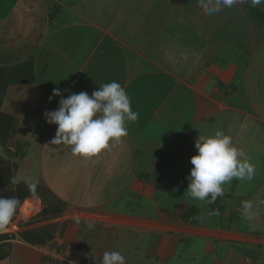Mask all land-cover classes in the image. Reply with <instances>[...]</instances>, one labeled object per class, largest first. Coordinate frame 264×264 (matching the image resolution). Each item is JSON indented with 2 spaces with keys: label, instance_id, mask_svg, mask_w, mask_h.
Instances as JSON below:
<instances>
[{
  "label": "crops",
  "instance_id": "1",
  "mask_svg": "<svg viewBox=\"0 0 264 264\" xmlns=\"http://www.w3.org/2000/svg\"><path fill=\"white\" fill-rule=\"evenodd\" d=\"M25 62L33 82L8 86L0 110L27 151L42 142L32 152L40 194L66 207L51 216L56 248L11 240L0 264H50L61 244L62 264H101L105 251L126 264H264V205L251 220L238 210L264 200V5L207 16L196 0H0V68ZM112 81L139 114L128 135L90 159L51 145L53 90L91 96ZM218 129L255 171L208 205L187 193L189 161L199 134ZM24 202L35 211L23 219L44 210Z\"/></svg>",
  "mask_w": 264,
  "mask_h": 264
},
{
  "label": "clouds",
  "instance_id": "2",
  "mask_svg": "<svg viewBox=\"0 0 264 264\" xmlns=\"http://www.w3.org/2000/svg\"><path fill=\"white\" fill-rule=\"evenodd\" d=\"M196 3L205 15L212 16L225 8L245 3L255 8L264 5V0H196ZM53 97L61 98L56 110L44 113L46 123L57 126L50 144L68 146L73 156L84 159L108 149L110 142L120 143L128 135L126 122H135L139 116L132 110L126 90L115 81L101 85L91 96L82 91L62 98L61 90L56 88L49 102ZM246 127L241 125V130ZM194 147L197 154L190 158L192 167L187 177V193L193 200L214 204L218 197L225 195L222 185L231 183L233 179L253 178L254 166L224 131L218 129L210 136L199 134ZM27 186L30 193L37 194L38 181H29ZM19 204L20 200L15 196L0 195V232L6 230ZM259 205H264V200L256 205L251 200H244L238 210L243 217L251 220L256 214L254 207ZM87 228L92 229L94 225L89 223ZM101 264H126V258L119 251H105Z\"/></svg>",
  "mask_w": 264,
  "mask_h": 264
},
{
  "label": "trees",
  "instance_id": "3",
  "mask_svg": "<svg viewBox=\"0 0 264 264\" xmlns=\"http://www.w3.org/2000/svg\"><path fill=\"white\" fill-rule=\"evenodd\" d=\"M33 82V68L30 62H25L17 67H1L0 68V106L4 95L5 89L10 85H20ZM14 126V118L0 111V140H7L10 131ZM10 185L14 186V189H10ZM0 190H4L0 195L5 197H17L20 200V204L16 211L18 215V209L27 198H37L44 205V210L35 215V217H42L49 219V217L62 213L65 209V205L60 201H54L52 203L47 202L43 195L40 194V186H37L36 195L29 192L26 182L16 180L13 177L11 168L6 165L0 158ZM189 213H186V219L189 217ZM14 219V217H13ZM12 219V220H13ZM55 229L35 231L34 229L28 232H24L20 235V239L28 245L35 246L37 244L44 245V242L51 238ZM12 235H1L0 237V261L9 256L8 244L5 241L12 240Z\"/></svg>",
  "mask_w": 264,
  "mask_h": 264
},
{
  "label": "rangeland",
  "instance_id": "4",
  "mask_svg": "<svg viewBox=\"0 0 264 264\" xmlns=\"http://www.w3.org/2000/svg\"><path fill=\"white\" fill-rule=\"evenodd\" d=\"M17 66H14V67H17ZM16 122L19 126V122L17 120H14V126L8 135V139L7 140L6 139L0 140V158L2 159L3 162L6 163V165L10 166L14 179L19 180L20 174L25 175V174H28L30 172V173H35V174H30V176L34 177V179H32V181H36L37 169H36V165L34 167V161L32 159V155L34 153H32V152H34L33 150L36 151L37 142L38 143H42V142H39L36 137H33L32 141L30 140V144L31 145L36 144V145L32 151H27V146L29 143L27 142V140H24L25 138L22 137L21 126H19V127L16 126V128H15V125H17ZM26 154L28 157L26 156ZM32 162H33V165H31ZM9 188L14 189V186L12 187V185H10ZM3 191L4 190H0V193H2ZM35 199H37V198H35ZM37 200H39V199H37ZM27 207H28V210L25 212L29 211V215H27L25 212H23V213H20L19 216H16V213H15L14 219L7 226L6 230L3 232H0V237H1V235H12L13 236L12 240H19L20 242H23L20 239V235L24 232H28V231H31L33 229L35 231H38V232L41 231V229L42 230H51V231H52V229H55L54 233L51 234V238L48 241L44 242V245L37 244L35 246L38 248H46V249L56 248V244H54L55 243L54 239L56 237V234L59 231V224L57 222H53L54 219L52 217L51 218L49 217V219L47 221H46V218H42V217H38V216L37 217L34 216V217L27 219V220L23 219V218H28L35 211V210L30 211V209H32L30 203L27 205ZM36 211H38V209ZM55 217H57V216H54V218ZM147 225L148 224H146V226ZM153 227H155V229L157 231L160 228L157 225H154ZM8 241H11V240H8ZM8 241H5V243ZM61 246H62V244H61ZM61 246H59V251H55V253H54V251L51 252L52 255L56 256L55 257L56 260H49L48 261L45 258H43V260L50 262V264H62L59 259H60V256L63 254L62 249L64 247L61 248ZM56 250H58V249H56Z\"/></svg>",
  "mask_w": 264,
  "mask_h": 264
},
{
  "label": "bare ground",
  "instance_id": "5",
  "mask_svg": "<svg viewBox=\"0 0 264 264\" xmlns=\"http://www.w3.org/2000/svg\"><path fill=\"white\" fill-rule=\"evenodd\" d=\"M26 203H28V202H26ZM26 203L22 207V213L25 212V211H27V209H28V207H27L28 204L26 205ZM25 213H27V212H25Z\"/></svg>",
  "mask_w": 264,
  "mask_h": 264
},
{
  "label": "built area",
  "instance_id": "6",
  "mask_svg": "<svg viewBox=\"0 0 264 264\" xmlns=\"http://www.w3.org/2000/svg\"><path fill=\"white\" fill-rule=\"evenodd\" d=\"M25 203L26 202H24L23 205L18 209V216H19L20 213H22V207L24 206Z\"/></svg>",
  "mask_w": 264,
  "mask_h": 264
}]
</instances>
